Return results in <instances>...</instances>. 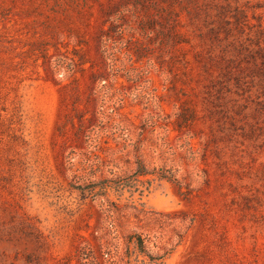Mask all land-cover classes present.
I'll return each instance as SVG.
<instances>
[{
  "label": "rangeland",
  "instance_id": "rangeland-1",
  "mask_svg": "<svg viewBox=\"0 0 264 264\" xmlns=\"http://www.w3.org/2000/svg\"><path fill=\"white\" fill-rule=\"evenodd\" d=\"M0 264H264V0H0Z\"/></svg>",
  "mask_w": 264,
  "mask_h": 264
}]
</instances>
